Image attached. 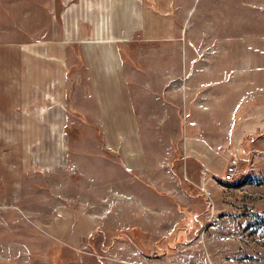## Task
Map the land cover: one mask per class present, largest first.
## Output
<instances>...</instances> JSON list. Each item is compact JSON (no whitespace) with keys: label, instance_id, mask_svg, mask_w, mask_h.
I'll return each mask as SVG.
<instances>
[{"label":"rangeland","instance_id":"374dc122","mask_svg":"<svg viewBox=\"0 0 264 264\" xmlns=\"http://www.w3.org/2000/svg\"><path fill=\"white\" fill-rule=\"evenodd\" d=\"M137 1L147 34L135 31L123 53L142 160L132 152L124 167L82 114L68 126L63 173L20 162L26 132L0 130V264H264V0ZM62 9V0H0L3 85L20 70L22 45L55 36ZM153 14L177 36L152 29ZM238 60L257 76L252 129H239L240 114L201 113L218 108L203 97L218 80L203 77ZM233 159L240 176L226 183Z\"/></svg>","mask_w":264,"mask_h":264},{"label":"crops","instance_id":"0c3cea01","mask_svg":"<svg viewBox=\"0 0 264 264\" xmlns=\"http://www.w3.org/2000/svg\"><path fill=\"white\" fill-rule=\"evenodd\" d=\"M62 6L53 38L20 47L21 67L5 81L9 84L3 85L8 74L0 70V130L26 132L20 162L44 172L63 173L69 166L68 126L75 114H82L98 124L107 148L120 154L124 167L130 168L135 164L132 152L139 153L137 159L142 160V155L131 138L138 119L123 47L135 31L147 34L148 13L137 0H62ZM163 19V14H153L152 29L175 38L179 29L160 27ZM165 19L170 24L167 16ZM240 62L228 70L220 64L214 75L208 72L203 77L204 82L218 80L214 88L205 86L203 97L206 104L210 98L217 99L219 110L204 104L201 113L209 120L240 114L241 122L243 117L247 119L239 129H252L260 124L259 104L253 98L257 76L252 68L248 70V63ZM241 67L247 71L243 76ZM11 68L13 73V64ZM248 90L251 94L245 93ZM237 108L241 110L236 112ZM4 120L9 123L5 127ZM261 122L264 124V116ZM211 126L212 130L227 129L225 124Z\"/></svg>","mask_w":264,"mask_h":264},{"label":"built area","instance_id":"2783aa9c","mask_svg":"<svg viewBox=\"0 0 264 264\" xmlns=\"http://www.w3.org/2000/svg\"><path fill=\"white\" fill-rule=\"evenodd\" d=\"M238 164H239L238 161L236 159H233L227 165L225 170V178H224V181L226 183L235 182L238 176H240Z\"/></svg>","mask_w":264,"mask_h":264}]
</instances>
